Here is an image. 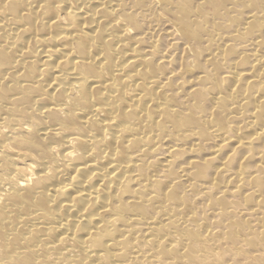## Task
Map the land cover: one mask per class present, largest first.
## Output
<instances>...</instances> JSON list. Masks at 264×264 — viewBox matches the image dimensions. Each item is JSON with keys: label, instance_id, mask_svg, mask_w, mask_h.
Wrapping results in <instances>:
<instances>
[{"label": "bare ground", "instance_id": "bare-ground-1", "mask_svg": "<svg viewBox=\"0 0 264 264\" xmlns=\"http://www.w3.org/2000/svg\"><path fill=\"white\" fill-rule=\"evenodd\" d=\"M226 1L179 100V35L130 6L161 0H0V264H236L217 229L264 190V20L230 13L264 0Z\"/></svg>", "mask_w": 264, "mask_h": 264}, {"label": "rangeland", "instance_id": "rangeland-1", "mask_svg": "<svg viewBox=\"0 0 264 264\" xmlns=\"http://www.w3.org/2000/svg\"><path fill=\"white\" fill-rule=\"evenodd\" d=\"M184 1L186 0H164V1L161 0V5L159 6L155 4L145 3L144 8H139V6L133 5V3L130 4L131 11L134 13V15H137V18L140 22L139 30L137 31V34L140 37L151 36L152 39L157 41V43L160 45L161 48L162 47L165 48L168 43H171V41L167 36L170 34L172 30L173 31L171 33H174L176 36L179 35L178 37H174V42H176L174 44H177V46L179 44L178 48L185 49V51L184 52L179 51V55L177 57L178 60H180L179 58H182L186 63H189L188 66L190 71V72L189 71L178 72L177 70L174 69V72L177 73L176 83L181 86L179 87L178 85V88L179 89L181 88L180 92L182 91V93L179 94L180 95L178 98L179 100L186 97L185 93L188 92L190 90L189 88H191L194 85L195 78L199 76L206 68L204 61L207 58V54L214 49L213 43L209 38V34L216 32L226 37L231 35L236 29L231 27V25L229 24V19L225 15L223 10L224 7H226L228 1L226 0H213V1L187 0L186 2ZM218 2L221 3V5ZM248 8H243V6H241L240 4L234 9V12L230 13V15L232 16L235 15L238 19L243 20L247 14L254 13L255 16L259 17L258 20H264V16L262 18L260 15V8H255L252 5H249ZM210 10L212 11L210 12ZM141 14H144V17L143 16L141 17L140 16ZM217 25L219 29L217 28ZM184 27L186 28L189 27V30L192 32L191 33L192 37L193 35H197V37H199L198 38L199 40L194 41V39L192 38H189V40L185 39L182 34V29ZM196 52H200V54ZM239 69L244 71L247 69V67L240 65ZM170 72H173V70L169 71V73ZM182 85L183 86L186 85V86L182 87ZM185 159L186 158L183 159L180 158V160H178V164L180 163L182 164L180 166H184L185 165L184 163L186 162ZM248 163L251 162L248 161ZM262 180H264V176L262 177ZM243 194H245L246 196L242 195L240 197H235V198L226 197L228 199L225 198L222 206H220V210H221L220 212L224 213V217L227 220H231L234 221L235 223L237 222L236 224H239V227L237 225L236 229L233 230L234 232L227 229H221V228L217 229L219 232L218 237L220 236V239L222 238L220 247L222 250H224L223 252L226 251L227 253L225 254L231 256V258L235 256L237 257L240 256L236 260V264H264V237H263L264 234H262L264 232V226H263L264 225L263 224L264 223V208H263L264 190H259V192L257 193L259 198H256L258 196H249L248 191H245ZM237 198H239L241 201L238 200ZM251 199L252 201H250ZM234 200L237 203L234 202ZM201 203L202 201H198L197 205H201ZM235 206L237 210L235 209ZM229 214L231 216H229ZM224 217L221 218L208 217V218L212 222L220 221L218 223L222 224L223 226L227 222V220L224 219ZM235 232L240 236V239L236 240L235 242H232L229 239V237L231 236L232 233ZM223 234L226 235L224 236Z\"/></svg>", "mask_w": 264, "mask_h": 264}]
</instances>
